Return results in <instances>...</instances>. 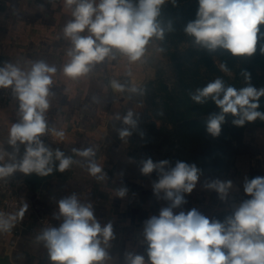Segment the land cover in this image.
<instances>
[{
  "label": "clouds",
  "instance_id": "clouds-1",
  "mask_svg": "<svg viewBox=\"0 0 264 264\" xmlns=\"http://www.w3.org/2000/svg\"><path fill=\"white\" fill-rule=\"evenodd\" d=\"M64 2L72 9L73 17L63 29L72 43L68 52L70 62L63 68L67 77L75 79L88 74L94 64L114 56V49L127 55L130 62L138 61L151 37L163 38L157 17L165 0H138L136 5L131 0H99L98 4L95 0ZM198 3L196 19L185 28L196 44L209 51L223 48L234 56H250L256 52L258 26L264 24V0H198ZM86 30L89 34L81 35ZM220 68L228 71L223 64ZM55 72V66L43 61L34 63L29 72L11 63L0 67V89L11 88L19 101L20 119L11 125L7 142L14 153L19 152L20 145L25 146L18 162L13 153L0 150V161L6 156L12 161L0 163V179L17 170L46 176L53 172L54 160L59 161L61 172L73 163L71 157L58 149L53 152L41 139L50 131L45 113L49 108L51 74ZM244 76L246 81L250 79L247 72ZM111 87L116 91L124 90L117 81H111ZM190 97L198 104L211 99L219 108L220 111L207 120L206 130L212 137L220 135L229 114L237 126L258 118L264 121V111L257 110L264 88L258 89L251 83L236 89L225 86L222 78H216ZM123 123L136 127L137 120L131 111L123 117ZM54 134L61 139L64 137L63 131H54ZM119 135L123 139L131 132L124 128L119 130ZM74 151L85 158L95 156L91 148ZM140 163L144 175L157 173L153 190L158 198L170 202L158 216L153 215L144 222L148 264H264V177L245 178L243 190L250 198L241 201L223 221L210 220L195 208L178 214L173 211L187 203L184 194H190L196 187L201 170L195 163L178 160L172 166L167 159L154 162L151 158ZM88 171L98 180L105 178L102 167L91 159ZM205 187L216 191L223 201L232 188V181L216 179ZM126 192V188H120L116 195L124 197ZM27 208L25 204L17 215L22 218ZM58 210L57 219L62 217L59 226L47 227L36 237L47 248L52 264H103L108 252L102 244L108 245L113 239L112 224L101 226L92 207L81 204L75 194L60 199ZM16 218V215L0 212V232L10 231ZM126 264H146L145 257L129 253Z\"/></svg>",
  "mask_w": 264,
  "mask_h": 264
},
{
  "label": "crops",
  "instance_id": "crops-1",
  "mask_svg": "<svg viewBox=\"0 0 264 264\" xmlns=\"http://www.w3.org/2000/svg\"><path fill=\"white\" fill-rule=\"evenodd\" d=\"M95 2L98 4L99 0ZM72 19V9L64 0H0V67L11 63L29 72L39 61L55 66L45 118L54 131H63L64 137H57L53 131L44 143L53 152L58 149L73 160L68 169L38 186L26 179V173L19 170L13 173L19 180L17 192L25 198L24 205H28L24 216L33 220L36 214H43L52 226L58 227L62 221V217L57 219L59 200L75 194L81 204L92 207L101 226L107 223L113 226V239L108 245L102 244L108 252L103 264H126L129 253L143 255L148 264L144 222L153 215L158 216L170 202L158 198L153 190L157 173L144 175L140 171L142 160L129 156L123 144L114 139L111 124L128 107L132 89L146 79L147 71L140 60L130 62L127 55L114 49V56L94 64L88 74L75 79L67 77L63 68L70 62L68 52L72 43L63 29ZM88 34L87 30L81 33ZM111 81L119 82L124 90H114ZM19 119L18 99L8 102L0 99V150L13 153L17 162L22 159L25 146L20 145L19 152L14 153L7 141L11 125ZM255 145L251 152L236 159V174L249 177L254 159L264 163V137L253 142ZM87 148L94 151V157L85 158L74 151ZM89 159L102 167L103 180L90 175ZM0 162L12 161L6 156ZM58 165L59 161L54 160L53 166L58 168ZM222 176L201 173L193 191L184 194L187 203L174 209V214L195 208L210 220L220 218L222 200L205 184L216 179L230 180L231 189L239 188L235 178L225 173ZM120 188L127 189L124 197L116 195ZM132 191L137 193V199L128 205ZM0 258H5L8 264H52L47 248L37 238L22 239L9 247L6 237L0 235Z\"/></svg>",
  "mask_w": 264,
  "mask_h": 264
},
{
  "label": "rangeland",
  "instance_id": "rangeland-1",
  "mask_svg": "<svg viewBox=\"0 0 264 264\" xmlns=\"http://www.w3.org/2000/svg\"><path fill=\"white\" fill-rule=\"evenodd\" d=\"M131 2L138 4V0ZM194 2L195 0H165L161 5L157 22L163 29V38L153 36L145 47L140 61L147 71V77L132 89L130 104L119 116L120 119L112 121L114 139L120 141L127 154L135 159L151 158L154 162L167 159L172 165L178 160L185 161L189 164L195 163L204 174L230 175L232 179L235 178L239 188L229 192L240 193L249 199L243 190L244 180L264 177V163L261 159H254L249 177H246L244 174L235 173V161L251 152L252 147L258 145L257 143L253 146V142L264 137V122L257 119L237 126L232 123L234 117L227 115L218 137H212L207 132L209 116L220 110H204L203 104L194 102L190 95L198 88L205 87V84L213 82L217 76L212 78L206 75L204 68H197L194 64L187 65L188 62L184 59L187 49L198 45L186 33V25L181 22L186 15L187 5ZM170 53L175 54V60H172ZM214 59L220 68L217 58ZM180 63L183 65L181 70L184 74L176 67ZM221 73L225 84L233 83L236 79L232 71ZM192 74L198 75L195 80ZM190 82L191 91L185 86ZM124 84L128 88V83ZM240 85L242 84L232 86L239 89ZM252 85L260 88L258 84ZM129 111L137 120L135 128L123 123V117ZM259 124L263 125L261 129L257 127ZM124 128H128L131 135L122 139L119 130ZM258 132L262 134L258 135ZM221 204V217L218 219L223 221L230 214L225 200Z\"/></svg>",
  "mask_w": 264,
  "mask_h": 264
},
{
  "label": "trees",
  "instance_id": "trees-1",
  "mask_svg": "<svg viewBox=\"0 0 264 264\" xmlns=\"http://www.w3.org/2000/svg\"><path fill=\"white\" fill-rule=\"evenodd\" d=\"M198 7H199L198 0H195L194 3H189L187 5L186 15H184L181 22L187 26L189 22L194 21L196 19V13L198 11ZM258 27H259V32H258V40L256 45V52L250 56L249 55L234 56L228 50L223 48H217L215 51H209L207 48H204L202 46L193 45L189 49H187V56H185L184 59L187 60L186 61L188 62L187 65L194 64L197 68L200 69L204 68L206 75L212 78L217 76V78L223 79L224 78L223 74L221 73V70L219 66L216 64V61L214 59V57H216L220 65L222 64L225 65L228 71H232L234 72V75H236V79L234 80V82L230 84H225V86H232L233 84H237V85L242 84L239 86L240 89L242 87L247 86L248 83H251V84H258L260 88H264V52H261V47L264 46V38H261V34H264V24H261ZM174 36L176 35L174 34ZM192 39L195 40L194 37ZM174 55L173 53H170V57H172V60L173 59L175 60ZM181 58L182 57H180V59ZM176 67L180 69L179 70L180 73L184 74V72H182L181 70L183 68L182 63L178 64ZM245 72H247L250 77V79L247 81L245 80V76H244ZM192 76L194 77V78L192 77L193 80H195V77H197L198 75L192 74ZM191 82L185 85L186 88H188L190 91L192 90V86L190 85ZM205 86H207V84H205ZM259 105L260 106L257 110L264 111V97H260ZM202 107L204 110L208 109V110L219 111V108L215 105L213 101H211V99H208L205 103H203ZM229 116L231 115L229 114ZM258 120L261 123L264 122L261 121L259 118ZM257 127L261 129L263 125Z\"/></svg>",
  "mask_w": 264,
  "mask_h": 264
},
{
  "label": "built area",
  "instance_id": "built-area-1",
  "mask_svg": "<svg viewBox=\"0 0 264 264\" xmlns=\"http://www.w3.org/2000/svg\"><path fill=\"white\" fill-rule=\"evenodd\" d=\"M11 88L0 90V99L3 101H12L15 99ZM50 131L41 137L43 142H46L53 134L52 127L48 124ZM1 163V162H0ZM19 180L12 174L9 177L0 179V212L11 215H16L14 227L7 232H0V235L6 237V244L9 247H14L22 239H33L47 227H52V222L43 214H36L33 220L25 217H19L17 214L22 209L25 198L17 192ZM137 199V193L132 191L128 195V205H132ZM247 198L240 193L229 192L225 200L226 209L231 215L238 207L239 203Z\"/></svg>",
  "mask_w": 264,
  "mask_h": 264
},
{
  "label": "water",
  "instance_id": "water-1",
  "mask_svg": "<svg viewBox=\"0 0 264 264\" xmlns=\"http://www.w3.org/2000/svg\"><path fill=\"white\" fill-rule=\"evenodd\" d=\"M52 167H53V172L49 173L46 176H41L37 173H28L26 179L32 182L34 186H38L43 181H45L48 178H51L52 176L56 175L59 172V169L57 167H54L53 165ZM0 264H8V262L5 258H0Z\"/></svg>",
  "mask_w": 264,
  "mask_h": 264
}]
</instances>
